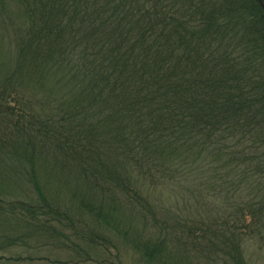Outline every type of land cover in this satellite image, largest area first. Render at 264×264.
I'll return each mask as SVG.
<instances>
[{"label": "trees", "instance_id": "1", "mask_svg": "<svg viewBox=\"0 0 264 264\" xmlns=\"http://www.w3.org/2000/svg\"><path fill=\"white\" fill-rule=\"evenodd\" d=\"M17 1L25 20L0 51V163L74 173L70 191L95 224L76 227L29 173L36 197L0 196V264L56 248L77 262L127 264L109 230L129 236L142 264H250L252 238L264 253V183L241 192L248 178L264 181V0ZM50 69L57 88H47ZM191 175L200 180L188 192L221 198V212L192 220L201 234L168 216L146 237L112 213L124 197L146 206L143 219L149 187ZM96 247L107 252L100 260Z\"/></svg>", "mask_w": 264, "mask_h": 264}, {"label": "rangeland", "instance_id": "2", "mask_svg": "<svg viewBox=\"0 0 264 264\" xmlns=\"http://www.w3.org/2000/svg\"><path fill=\"white\" fill-rule=\"evenodd\" d=\"M18 2L19 1L17 0H0V51L3 53H7L9 51V46L12 45L11 42H13L14 40L13 32L16 28L17 19H20L21 21L25 20V16L24 14H22V9L17 4ZM20 14L22 16H20ZM59 80L60 76L58 75V71L56 69H50L45 73V82L47 88H57L61 84ZM10 106L16 107V102L11 101ZM14 164L17 168L14 167ZM0 170H2V172H0V176L3 177L0 179V189L5 188V191L0 193V196L3 199H24L26 198L25 195H27V193L36 197L37 191L33 187V185L29 183V173H32L29 165L19 163L18 160L7 161L6 168L5 164L0 163ZM203 171L206 176V179L208 178L211 180L207 184H215L216 180L212 178L209 172L212 171V169L206 167ZM32 174L34 176V180H36L38 177L40 182L46 183V186H48V191L46 190V186H42L45 189V192L48 194V197L52 196L56 198V202L61 204L63 207L67 208L69 213L72 216L76 217V227L85 230L88 228L91 229L92 225L95 224L93 221V216H90L92 214V211L88 210L86 207L83 209V207L78 201L79 198L75 197L76 195L74 196L70 191V188L75 186L74 173H70V171L61 168L59 170H53L50 176L47 170L41 167L37 168L35 166V171ZM195 176L197 175H191L184 178L183 182L180 184H176L179 182H174L173 184H159L155 188L149 187V205L151 206V208H148L150 213L147 212L146 216H142L143 219H140L137 213H139L140 215L144 214V212L147 210L146 206L143 207L136 201H132L131 203H129L124 199V197H120L115 202V204L111 203L108 198L102 199V202L107 206L114 204L112 213L118 218L120 226H122L126 222H128L127 224H130L129 222L131 221V223L138 230H140L139 234L142 236H156V232H159L157 228L160 225L159 223L163 224L166 219L169 222L173 221V219L168 216H175L176 218H178L181 222H183L181 224L182 226H184V224L186 223L190 224L189 226H194V230L201 234L203 233V230L199 228L197 224H195L196 221L193 222L192 220L196 219V217H202L203 219H206L207 216L212 215V213L216 214V210L221 212L220 208L216 206V204H218L221 198L220 196H214L212 198L210 197V195L206 197L209 192L208 189L204 188L203 186L201 187V197L206 200H203L202 198L198 199L193 193L188 192L184 187L188 186L189 184H191V186H196V184L200 180V178H197ZM46 179L48 180L46 181ZM263 183V180L248 178L241 184V192H243V194L248 191L257 192L258 188H261V186H263ZM258 192H262L261 189H259ZM204 194L205 196L203 197ZM99 198L100 196L96 198L94 202L96 203ZM221 206L222 208L226 209L227 204L222 201ZM148 217L149 219L145 221V219ZM154 218L158 220L155 223L153 222ZM103 227L104 226L101 225V230ZM125 229H127L129 232L131 231L130 228ZM185 229L184 231H182L184 234H186ZM66 232L69 234V229H66ZM109 234L112 242L114 244L115 242H117L121 253V258L125 263L134 264L135 262H137L138 264H142L139 261V255L131 249V244H129V236H125L119 233L114 234L110 230ZM206 234L208 237L214 239V236L211 233L208 232ZM72 237L73 235L71 234L70 240L72 243L77 242L79 243V245H81V247L86 246V244L79 238ZM102 244L109 246L111 242L105 241V243ZM256 247L257 245L255 244L254 238L247 239V241L244 242V250H246L245 252L247 256L246 261L250 264H264V253L258 251ZM95 250H100L102 252V247H96ZM69 251L70 250L68 249L62 248H56L53 252H47L43 250V253H38L36 259L28 264H62V260L65 261V263L63 264H111L107 262L98 263L93 261H84L82 255H80L79 257L80 261L77 262L72 257V255L68 253ZM111 251L115 253L116 247L115 249H111ZM106 254L107 252H102L98 260L102 259L103 255ZM190 258L192 260H195L193 259L192 255ZM51 261H53V263H51Z\"/></svg>", "mask_w": 264, "mask_h": 264}, {"label": "water", "instance_id": "3", "mask_svg": "<svg viewBox=\"0 0 264 264\" xmlns=\"http://www.w3.org/2000/svg\"><path fill=\"white\" fill-rule=\"evenodd\" d=\"M263 4V3H262ZM263 6H264V4H263Z\"/></svg>", "mask_w": 264, "mask_h": 264}]
</instances>
